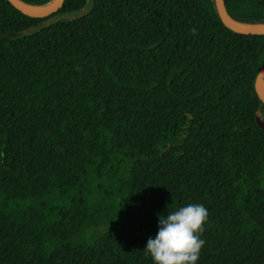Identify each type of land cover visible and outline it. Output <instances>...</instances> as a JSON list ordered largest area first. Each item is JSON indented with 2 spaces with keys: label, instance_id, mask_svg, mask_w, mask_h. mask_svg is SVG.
<instances>
[{
  "label": "trees",
  "instance_id": "16d2710c",
  "mask_svg": "<svg viewBox=\"0 0 264 264\" xmlns=\"http://www.w3.org/2000/svg\"><path fill=\"white\" fill-rule=\"evenodd\" d=\"M92 1L20 37L47 19L0 0V264H152L158 215L188 203L197 264H264V35L216 0ZM226 4L264 24V0Z\"/></svg>",
  "mask_w": 264,
  "mask_h": 264
},
{
  "label": "clouds",
  "instance_id": "9594fccd",
  "mask_svg": "<svg viewBox=\"0 0 264 264\" xmlns=\"http://www.w3.org/2000/svg\"><path fill=\"white\" fill-rule=\"evenodd\" d=\"M208 210L203 203H188L158 215V228L143 249L152 264H197L205 241L201 238Z\"/></svg>",
  "mask_w": 264,
  "mask_h": 264
},
{
  "label": "water",
  "instance_id": "95a60500",
  "mask_svg": "<svg viewBox=\"0 0 264 264\" xmlns=\"http://www.w3.org/2000/svg\"><path fill=\"white\" fill-rule=\"evenodd\" d=\"M19 11L24 13L27 16L33 17V18H46L47 20L40 26L31 28L27 31H24L20 37L25 36H31L34 35L39 30L44 29L47 26H50L57 21L65 18H78L81 16H84L91 12L93 1L88 0L87 4L79 9H74L70 11H63L62 8L65 5L67 0H57L55 5L51 7L50 9L46 11H34L30 8L29 5L24 3L21 0H9ZM217 8L219 15L225 24L226 27H228L230 30H232L235 33L242 34V35H252V36H263L264 35V27H257L254 29H246V28H238L234 25V20L228 11V7L226 4V0H216ZM42 6V5H41ZM36 7V6H33ZM238 22V21H236ZM241 23V22H240ZM249 24V23H246ZM251 25H264V24H251ZM256 94L258 98L262 101L264 104V70L259 75L257 82H256ZM257 122L260 125V127L264 130V120L261 117H257Z\"/></svg>",
  "mask_w": 264,
  "mask_h": 264
},
{
  "label": "bare ground",
  "instance_id": "6f19581e",
  "mask_svg": "<svg viewBox=\"0 0 264 264\" xmlns=\"http://www.w3.org/2000/svg\"><path fill=\"white\" fill-rule=\"evenodd\" d=\"M57 2V0H53L52 2L46 4V5H42V6H30L31 9H33L34 11H46L48 9H50L51 7H53L55 5V3ZM234 25L238 28H246V29H254L257 27H264V25H251V24H246V23H240V22H236L234 21Z\"/></svg>",
  "mask_w": 264,
  "mask_h": 264
}]
</instances>
